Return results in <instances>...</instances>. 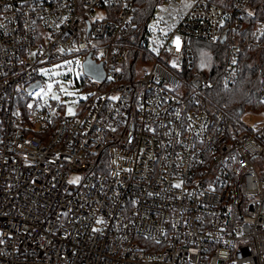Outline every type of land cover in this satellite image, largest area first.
Returning a JSON list of instances; mask_svg holds the SVG:
<instances>
[{
	"label": "built area",
	"instance_id": "2783aa9c",
	"mask_svg": "<svg viewBox=\"0 0 264 264\" xmlns=\"http://www.w3.org/2000/svg\"><path fill=\"white\" fill-rule=\"evenodd\" d=\"M135 2L0 0V264H264V120L201 107L238 81L256 9ZM194 42L223 48L217 78L191 72ZM77 60L102 78L69 113L43 69Z\"/></svg>",
	"mask_w": 264,
	"mask_h": 264
},
{
	"label": "trees",
	"instance_id": "16d2710c",
	"mask_svg": "<svg viewBox=\"0 0 264 264\" xmlns=\"http://www.w3.org/2000/svg\"><path fill=\"white\" fill-rule=\"evenodd\" d=\"M231 0H226L227 4ZM256 9L251 19L241 21V35L250 40V45H242L238 53L239 79L233 85L225 86L219 81L206 90L201 107L213 116H223L228 129L249 131L241 119L246 108L255 112H264V33L258 35L260 24L264 25V0H245ZM160 0H136L138 13L145 17ZM225 2V3H226ZM217 0V4L225 6ZM231 4V3H229ZM256 42V46L251 45ZM194 64L191 72L214 79L219 74L224 50L221 47L193 43Z\"/></svg>",
	"mask_w": 264,
	"mask_h": 264
},
{
	"label": "rangeland",
	"instance_id": "374dc122",
	"mask_svg": "<svg viewBox=\"0 0 264 264\" xmlns=\"http://www.w3.org/2000/svg\"><path fill=\"white\" fill-rule=\"evenodd\" d=\"M77 61L79 62V66H77L75 63ZM77 61H73L70 64L65 62H54L46 65L43 69L49 77V80L46 83V94L44 99L48 100L54 99L53 97H58L57 100H60L63 103L64 109L68 112L69 109H71V113L75 112L76 108L78 107V103L83 101L86 97V93L79 85L80 81L83 80L92 82V77L87 73L84 64L79 60ZM142 69L143 68L137 69V77H139L142 73ZM49 84H52L51 91L48 90ZM62 88L64 91L61 90ZM68 93H71V95ZM246 109L249 111L247 112L245 110L241 119L247 126L252 127L255 125V123L261 121L264 118V112L258 113L251 111L249 108ZM255 165L261 173H264L263 161L256 159ZM75 178V176H72L70 180Z\"/></svg>",
	"mask_w": 264,
	"mask_h": 264
},
{
	"label": "water",
	"instance_id": "95a60500",
	"mask_svg": "<svg viewBox=\"0 0 264 264\" xmlns=\"http://www.w3.org/2000/svg\"><path fill=\"white\" fill-rule=\"evenodd\" d=\"M84 67L89 75L98 80L102 78V72L97 67H93L90 63L85 64Z\"/></svg>",
	"mask_w": 264,
	"mask_h": 264
},
{
	"label": "snow or ice",
	"instance_id": "6c2138e0",
	"mask_svg": "<svg viewBox=\"0 0 264 264\" xmlns=\"http://www.w3.org/2000/svg\"><path fill=\"white\" fill-rule=\"evenodd\" d=\"M249 15H251V13H249ZM176 43H177V50H179V38L177 37L176 38ZM69 63H72V62H69ZM76 63V65L77 66H79V62L77 61V62H75ZM57 67H61V66H57ZM51 89H52V84H49L48 85V90L49 91H51ZM62 91H64V89L62 88L61 89ZM43 91V90H42ZM69 95H71V93H68ZM54 99H58V97H53ZM72 112V110L71 109H69V113H71ZM79 177H76L75 179H73V180H70L69 181V183H78V181H79ZM175 187H180V185L179 184H177V185H175ZM100 221H98V223H99Z\"/></svg>",
	"mask_w": 264,
	"mask_h": 264
},
{
	"label": "crops",
	"instance_id": "0c3cea01",
	"mask_svg": "<svg viewBox=\"0 0 264 264\" xmlns=\"http://www.w3.org/2000/svg\"><path fill=\"white\" fill-rule=\"evenodd\" d=\"M262 120H264V118H263ZM262 120H261V121H262Z\"/></svg>",
	"mask_w": 264,
	"mask_h": 264
}]
</instances>
